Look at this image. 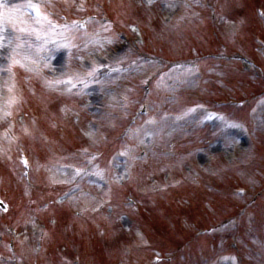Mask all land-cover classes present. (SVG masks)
Listing matches in <instances>:
<instances>
[{"label":"rangeland","instance_id":"obj_1","mask_svg":"<svg viewBox=\"0 0 264 264\" xmlns=\"http://www.w3.org/2000/svg\"><path fill=\"white\" fill-rule=\"evenodd\" d=\"M123 1L127 2L126 6L130 14L138 17V22L146 27L154 28L150 32L146 28L143 31L140 27H136L131 32L132 41L142 53L141 51L134 53V45L129 47L128 51L119 53L118 50L123 45L122 39L115 33L112 26L105 28L107 30L101 29V20H99L94 22L97 25L93 27V31L98 29V33L95 34L93 42H87V37L83 38L75 33L56 32L58 39L68 40L71 37L70 39L77 43L66 59V57L54 55L51 49L52 42L49 38L52 29L45 25L42 28L33 27L29 15L24 10L20 15L26 23L18 21L9 23V10L20 6L18 3L21 4L23 0H0V5L3 6L0 11L4 12V18L0 20V107L3 111L11 112V115L7 117L0 112V192L11 189L13 206H16L18 210L17 215H14V212L7 215L14 218L11 224L14 228L13 234L17 236L16 239L20 242L19 248L22 249L18 264L47 262L45 258L39 261L33 256H28L30 245L33 249L38 246L36 242L42 228L46 225L56 226L55 234H61L63 239L67 235L73 236L78 233L77 241L80 246L77 247L68 246L63 239L54 243L52 240L49 241L48 248L53 247L51 250L53 259L54 256L59 259L65 246V253L68 252V255H77L84 250L83 254L89 255L91 264H99L96 261V253L100 245L96 239L104 245L108 240L104 238L108 232H102L101 230L104 229L99 228L98 222L105 220L106 213L98 212L96 214L98 217L96 216L93 222L89 223L93 228L92 234L96 237L92 241L84 240L86 232H83L85 225L82 222H75L74 217L60 216L65 215L68 209L65 206H70L68 202L74 201L72 207L82 212L85 210L89 214L93 212V208L98 209L104 204H109L105 202V198L100 197H108L110 193L107 192L106 196L107 190L100 189V192H105L99 193L98 197L79 195L74 191L81 187L82 178L86 179L88 172L93 170L105 172L106 175L111 172L110 175L114 178L117 187L122 181L135 178L133 193L142 194L153 192L158 188L157 186L169 191L168 189L172 186H179L178 182L183 176L189 177L196 174L204 181L201 185L194 186L198 195L197 199L185 195L182 202L173 199L174 206L169 199L158 200L151 206L148 203L145 204L148 211L144 212L143 218L146 221L147 217L155 226L157 234L154 236L147 232L145 226L142 228L138 224L135 226L133 215L136 214L134 211L136 207H130V212L120 215L123 217H117L114 223L116 227L114 238L119 245L109 248H113L110 253L114 254V257L116 255L119 261L125 262L124 242L131 243L137 240L144 244H149L151 241L150 244H154L158 250H172V253L177 250L179 262H184L185 256L193 252L197 255L209 251L212 258L203 263L220 264L221 256L231 251V234L237 232L238 245L241 247L240 253L243 255L245 264H264V189L261 192L258 207H254V216L259 217L254 224L257 228L253 227V238H248L246 233H250L252 229L248 231L247 224L253 219L250 222L247 221L249 208L246 209L244 204L246 201L242 202L240 197H235L229 191L226 193L221 186L236 184L235 186L249 187L251 194L264 187V142H262L264 117H260L261 112L264 114V99L260 97V102L253 111L252 118L258 117L251 119L257 139L255 145L258 143L255 147L253 144L246 145L247 141L243 139L240 131L227 127L228 123H233L230 119L226 125L219 124L217 115L206 114L205 108L209 106L202 104L205 102L202 96L198 98V93L180 96L178 88V86L193 88L203 73L217 72L219 78L213 81L214 84L223 85L225 82L219 83V81L228 74H231L232 78H237L236 84L239 86H236V96L238 98L246 97L248 93L252 95L253 92L261 91L258 90V85L252 84L250 78L243 75L251 71L256 74L260 67H264V55L254 52L252 35L248 31L251 11H255L259 1L249 0L252 6L245 9V1L242 0H210L219 7L217 17L210 25L213 33L211 29L207 30L208 25L200 24L199 21L190 33L193 35L194 44L192 40H183L182 35L186 34L184 30L180 31V35L171 31V20L177 16L176 19H179V22L189 21L190 12L196 5H206L204 0H117V2ZM99 2L100 0H97L93 4H99ZM21 28L27 31H20ZM38 36L43 37L44 41H40V38L34 41V38ZM221 44L226 47L219 48ZM199 48L213 52L217 49L216 55L210 57L200 52L201 55L190 56L191 51ZM163 57H171V61L189 60L194 57L196 61H191L192 63L186 67L185 64L178 63L169 68L170 64L161 59ZM235 58L240 61L236 62ZM5 59H8L12 65L7 75L1 72L2 62ZM221 60L227 63L223 66ZM124 65L131 67L130 70L121 71V66ZM108 68L117 70L119 73L106 78L108 75L105 76V74L108 71L105 70ZM165 68H169V71L161 74L162 69ZM93 69H95V75L87 76V73ZM77 73L83 77V82L75 78ZM161 75L164 76L159 79ZM207 79L202 85L201 95L207 98L209 96L207 93L210 92V95H214L213 98L219 96L218 94L215 96L214 91L207 88V83H210ZM242 79L245 81L244 85L240 83ZM139 81L142 83L141 87ZM152 81L157 83L154 93L156 97L153 95L147 100L150 114L140 116L143 108V105H140L142 91L145 84H152ZM9 88L12 91H9ZM226 90L228 91L220 95L229 96L230 90ZM13 97L17 98L18 102L9 107L8 101ZM210 99L211 96L208 101ZM192 104L196 106L189 107ZM135 115H139V119L137 123L132 124V117ZM206 118L207 120L210 118L211 127L203 124L202 120ZM60 133L67 134L61 136ZM117 141H119L117 152L113 156L107 154L105 151H108ZM172 143L175 145L179 143L178 149H181L183 153L176 154L177 150L174 151L176 146L172 147ZM143 149L148 152L145 158L140 157ZM257 149L261 153L255 159ZM74 150L78 153L73 152ZM23 151L31 157L33 165L35 163L36 166L32 169V179L36 180L35 177H38L40 173L43 174V180L50 179L57 183H65L68 180L75 184L76 187L63 191L61 199L59 198V205L62 206L59 209L60 212L52 213L55 207L52 202L53 194H48V200L45 203L42 191L33 190L35 192L33 193L31 188H26L27 185L25 186L23 182V168L19 163ZM71 151L77 158L69 153ZM125 152L127 154L122 155ZM80 153L88 157L79 155ZM215 153L222 157L218 163L223 162L226 165L217 163V168L213 171L209 166L216 163L217 154ZM242 153L249 155L248 160H244ZM177 155L180 156L176 158ZM92 159L97 160L94 165L91 164ZM231 159V163L228 164ZM103 160L105 162L107 160V170L102 168ZM53 163L57 164L56 167ZM246 163L248 169L234 170L236 172L231 177L229 172L234 165ZM61 166H67V168L62 169ZM71 166L77 167L81 174L79 173L76 177L71 176L68 169ZM213 173L220 174L214 176ZM12 179H15L17 183ZM87 179L85 184L89 185ZM22 184L24 189H21ZM210 184L216 187L214 189L215 197L218 196L216 199L211 196L214 191L210 188ZM88 188L91 191L94 190L91 186ZM181 189L184 188L181 187L179 190ZM202 190L206 194L201 195ZM122 192H129L128 188H123ZM172 193L169 195L170 199L179 192H175L174 195ZM0 195L5 194L0 193ZM119 196H121L120 193ZM33 199L38 203L37 214L31 206ZM23 201L27 204L31 203L28 208L29 215L26 217H23L19 211ZM42 205L51 206L50 214H44L41 210L43 207L40 208ZM241 206H244V210L240 211ZM172 210H176L178 215H164ZM43 214V220L38 218L43 217ZM230 217L241 220L239 229H235L234 224L232 226L223 224ZM66 221L68 222L65 225ZM215 224H221L218 231L223 232L220 233L223 237L198 234V229ZM147 229L149 231V228ZM2 230H0V236L9 232L7 226ZM49 234L53 236L54 231L49 229ZM182 235L185 236L182 237ZM192 239L193 242L184 251L185 247H182V243ZM7 248V244L0 248V256L6 258L4 252ZM105 250L106 248L102 249V251ZM147 251L145 253L137 250L133 258H130V263L126 260L125 264L146 263L153 252L151 249ZM47 252L50 253L48 250ZM107 253L104 255L107 256ZM84 259L85 263L82 262V264H90L88 259L85 257ZM2 262L15 263L7 259ZM101 262L109 264L107 259Z\"/></svg>","mask_w":264,"mask_h":264},{"label":"snow or ice","instance_id":"obj_2","mask_svg":"<svg viewBox=\"0 0 264 264\" xmlns=\"http://www.w3.org/2000/svg\"><path fill=\"white\" fill-rule=\"evenodd\" d=\"M3 6L0 5V8H2ZM23 9H27L29 10V14H31L32 10H35V16L38 18L37 19V23H41V22H47L49 24H51V21L48 19V16L43 14L42 12H40L38 9V6L36 4L31 3V0H29V2L25 5H20V6H16L13 9L9 10L8 12V20L9 23H15V22H20V23H26L25 20H23L22 16L20 15L21 11ZM4 18V12L0 11V20H3ZM20 31H27V29L25 28H21L19 29ZM13 63H18V61H13ZM8 71H11V69L9 68ZM95 75V69H93L92 71L87 73V76H94ZM75 78H79L81 79V82H83V77H80L79 74H76ZM71 79V78H70ZM9 91H12L11 88H9ZM18 102L17 98L13 97L8 101V106L11 107L13 105H15ZM0 112L3 113L4 117L10 116L11 112L10 111H3V108L0 107ZM235 126V125H233ZM127 153H122V155H126ZM26 163V161H25Z\"/></svg>","mask_w":264,"mask_h":264}]
</instances>
